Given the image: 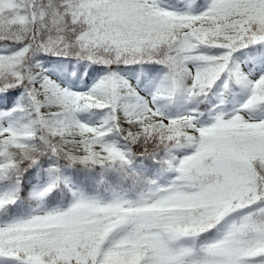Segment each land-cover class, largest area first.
<instances>
[{
    "label": "snow or ice",
    "instance_id": "6c2138e0",
    "mask_svg": "<svg viewBox=\"0 0 264 264\" xmlns=\"http://www.w3.org/2000/svg\"><path fill=\"white\" fill-rule=\"evenodd\" d=\"M0 264H264V0H0Z\"/></svg>",
    "mask_w": 264,
    "mask_h": 264
}]
</instances>
